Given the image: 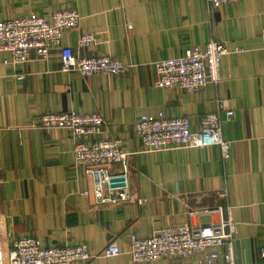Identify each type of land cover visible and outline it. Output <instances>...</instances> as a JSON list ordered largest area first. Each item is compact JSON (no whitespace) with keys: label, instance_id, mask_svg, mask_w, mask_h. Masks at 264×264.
Returning <instances> with one entry per match:
<instances>
[{"label":"crops","instance_id":"obj_1","mask_svg":"<svg viewBox=\"0 0 264 264\" xmlns=\"http://www.w3.org/2000/svg\"><path fill=\"white\" fill-rule=\"evenodd\" d=\"M66 8L78 10L80 22L48 57L32 50L31 60L18 64L0 52V223L7 247L20 235H34L45 246L83 244L100 254L116 241L128 251L133 233L150 236L163 227L217 222L218 212H189L221 206L225 217L238 222L237 264H264V0L219 8L209 0H0V21L30 13L49 18ZM86 32H94L97 42L80 47ZM212 39L229 49L218 84L197 92L156 85L155 61ZM62 47L80 57L108 55L135 66L120 75L64 71ZM71 109L101 114L103 136L121 139L130 153L127 171L121 164L108 167L126 174L131 200L99 203L93 176L75 164L72 131L40 127L44 113ZM227 110L234 111L230 120ZM211 113L223 119V137L232 142L228 158L219 146L146 152L135 133L136 121L146 114L188 116L197 131ZM217 250L223 254L226 248ZM203 258L136 263L124 253L87 264H198Z\"/></svg>","mask_w":264,"mask_h":264},{"label":"built area","instance_id":"obj_2","mask_svg":"<svg viewBox=\"0 0 264 264\" xmlns=\"http://www.w3.org/2000/svg\"><path fill=\"white\" fill-rule=\"evenodd\" d=\"M239 0H209L214 8L237 3ZM78 10L66 8L54 11L49 18L37 13L12 17L0 21V52L11 54L13 63H27L31 51L36 50L41 57H48L51 49L59 46L66 30L80 22ZM129 26H131L129 24ZM264 45V27L261 29ZM97 42L94 32L79 36L78 45L87 47ZM229 52L225 43L210 40L205 47H191L179 57L160 59L154 62L161 88H179L188 92L207 91L211 85L221 80V59ZM64 71H80L84 75L103 73L120 75L129 73L134 64H125L108 55L80 57L71 47H62ZM224 107V104H220ZM233 110L225 112L226 119H232ZM40 127L49 131L65 128L72 131L75 139L74 159L77 166H85L94 178V195L99 203H120L133 198L127 188L113 187L114 174L109 165L121 164L124 172L128 168L129 152L121 146V139L103 136L105 120L99 113H87L71 109L69 111H49L40 118ZM223 119L219 114L203 117L197 131L191 128L188 116L167 117L163 114L143 115L135 123V133L146 152H158L175 148L196 146L205 148L219 146L223 158L231 154L232 142L222 133ZM118 191V192H116ZM83 194L88 195L89 191ZM218 212L217 222L192 225L187 222L155 230L150 236L136 233L130 236V248L123 251L116 241H110L100 254H94L83 244L65 246H45L34 235H20L13 239L12 247H7V239L2 234L0 223V264H87L99 256H120L128 253L136 263L156 261L164 257L188 258L202 254L198 264H218L219 258L225 264H237L234 243L238 233V222L223 215L221 206L191 210L189 216H211ZM225 246L223 254L217 250ZM264 259V247L260 251Z\"/></svg>","mask_w":264,"mask_h":264},{"label":"water","instance_id":"obj_3","mask_svg":"<svg viewBox=\"0 0 264 264\" xmlns=\"http://www.w3.org/2000/svg\"><path fill=\"white\" fill-rule=\"evenodd\" d=\"M111 186L113 187H124L126 186V178L125 176H117L113 177L111 180Z\"/></svg>","mask_w":264,"mask_h":264}]
</instances>
